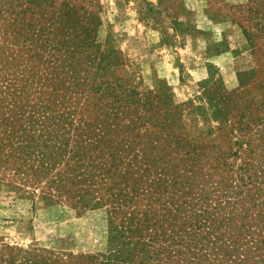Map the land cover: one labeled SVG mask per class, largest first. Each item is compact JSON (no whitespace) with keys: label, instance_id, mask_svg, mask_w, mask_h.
I'll return each mask as SVG.
<instances>
[{"label":"trees","instance_id":"trees-1","mask_svg":"<svg viewBox=\"0 0 264 264\" xmlns=\"http://www.w3.org/2000/svg\"><path fill=\"white\" fill-rule=\"evenodd\" d=\"M248 9L264 37V0H248ZM40 45L21 42L26 54L47 55L57 67L37 77L30 119L23 106L34 74L24 68L17 79L0 68V171L48 181L56 195L43 199L64 198L76 211L98 207L113 187L123 194L106 253L67 264H264V151L251 145L256 139L221 133L191 143L175 130L180 109L158 93L137 99L94 39ZM211 107L220 122L233 123L227 104ZM97 123L98 133L90 132ZM240 128L245 134L248 125Z\"/></svg>","mask_w":264,"mask_h":264},{"label":"rangeland","instance_id":"rangeland-1","mask_svg":"<svg viewBox=\"0 0 264 264\" xmlns=\"http://www.w3.org/2000/svg\"><path fill=\"white\" fill-rule=\"evenodd\" d=\"M250 13L248 0H0L1 74L22 79L24 68L34 74L23 106L30 119L36 79L57 64L36 53L28 59L22 39L41 46L46 38L90 37L137 99L148 102L158 93L168 108L180 109L175 130L191 143L248 135L264 151V37ZM216 102L231 108L233 123L218 120ZM230 124L240 130L231 134ZM98 125L89 131L98 133ZM50 193L56 195L48 181L0 171V264L80 263L106 253L108 227H119L120 215L111 213L123 198L117 187L83 211L64 198L44 200Z\"/></svg>","mask_w":264,"mask_h":264}]
</instances>
